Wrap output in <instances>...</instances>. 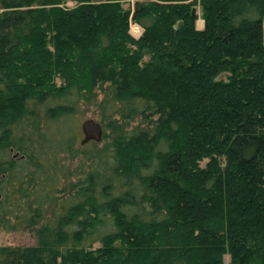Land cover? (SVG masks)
Listing matches in <instances>:
<instances>
[{
	"label": "trees",
	"instance_id": "1",
	"mask_svg": "<svg viewBox=\"0 0 264 264\" xmlns=\"http://www.w3.org/2000/svg\"><path fill=\"white\" fill-rule=\"evenodd\" d=\"M0 189V264H264V0H0Z\"/></svg>",
	"mask_w": 264,
	"mask_h": 264
},
{
	"label": "rangeland",
	"instance_id": "2",
	"mask_svg": "<svg viewBox=\"0 0 264 264\" xmlns=\"http://www.w3.org/2000/svg\"><path fill=\"white\" fill-rule=\"evenodd\" d=\"M69 5L73 4V1L68 2ZM199 14L201 15V10L199 8L198 10ZM135 25H138L136 23H132L131 25V32L135 36H140V34L135 33L133 31V27ZM197 26L199 28L204 26V20L202 17H199L197 21ZM79 118V124L81 127L82 121L86 118H95L97 120H100V113L97 105L90 104V105H84L82 107L81 112L78 115ZM137 123V122H136ZM84 134L81 129V135L79 138L78 143L76 144L75 148L73 151L69 154V162H70V171H75V168L78 166L79 160L82 157L83 152L90 147V144L88 145H82L81 144V139L83 138ZM103 141L96 142L95 146H101L103 144ZM75 177L74 175H70V173L67 175V177L64 179L63 184L66 185L70 181L74 180ZM37 242V235L34 229L26 228V229H21L19 231H12V232H7L3 229L0 228V245H28V244H33Z\"/></svg>",
	"mask_w": 264,
	"mask_h": 264
},
{
	"label": "water",
	"instance_id": "3",
	"mask_svg": "<svg viewBox=\"0 0 264 264\" xmlns=\"http://www.w3.org/2000/svg\"><path fill=\"white\" fill-rule=\"evenodd\" d=\"M197 12V8L193 9V13ZM143 30V28H142ZM81 129L84 134L83 138L81 139V144L89 143L90 141L100 142L103 140L104 137V125L100 120L95 118H86L82 121ZM14 151V148H11ZM20 152H15L14 157H19ZM21 157H24L22 155ZM2 197V191L0 189V198Z\"/></svg>",
	"mask_w": 264,
	"mask_h": 264
}]
</instances>
